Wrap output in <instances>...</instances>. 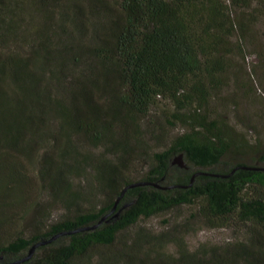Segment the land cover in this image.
Returning <instances> with one entry per match:
<instances>
[{"label": "trees", "instance_id": "1", "mask_svg": "<svg viewBox=\"0 0 264 264\" xmlns=\"http://www.w3.org/2000/svg\"><path fill=\"white\" fill-rule=\"evenodd\" d=\"M258 26L264 37V0H0V262L98 222L129 183L187 185L200 171L193 166L264 167V150L208 109ZM161 99L174 106L168 122L186 129L156 150L138 122ZM252 152L250 162L234 161ZM175 153L189 165L173 164ZM134 157L149 164L138 176H130ZM75 179L91 181L87 194ZM43 195L65 214L50 219ZM183 204L192 219L239 236L190 249L177 227L138 226ZM19 264H264V170L201 174L188 188H130L96 229L59 236Z\"/></svg>", "mask_w": 264, "mask_h": 264}, {"label": "rangeland", "instance_id": "2", "mask_svg": "<svg viewBox=\"0 0 264 264\" xmlns=\"http://www.w3.org/2000/svg\"><path fill=\"white\" fill-rule=\"evenodd\" d=\"M258 26L250 37L251 43L245 47V57L235 58L236 69L233 82H230L225 89L218 93L216 100L208 108L209 112L218 119L224 121L225 127L232 132V136L241 140L248 147L253 149L264 150V57L261 58L257 50L264 46V37L261 36V27ZM205 109V112L208 111ZM174 110V106L166 99H161L157 106H152L147 116L140 119L141 136L151 149L163 150L167 147L170 140L177 134L186 129V125L180 120H167V116ZM200 112H203L200 109ZM187 113V112H186ZM85 150L92 154H98L102 148H95L93 143L84 145ZM156 147V148H155ZM148 148V147H147ZM149 151V148L147 149ZM179 153L170 157L173 164L179 166L178 162H173ZM252 153L240 155L236 161L250 162ZM133 156H136L133 154ZM144 156V155H143ZM145 157V156H144ZM181 161L185 167L189 165L188 160L183 155ZM253 162V161H252ZM148 161L133 158L130 165V176L141 175L148 168ZM220 167V166H219ZM207 171V168L192 167V170ZM75 184L83 188L87 194L91 181L85 179H75ZM86 196V195H85ZM89 197V193L86 198ZM97 205L100 204L101 198H95ZM48 199L43 195L40 198V205L48 207L49 217L52 220L62 217L65 212L56 205L49 206ZM88 199L83 205L88 204ZM126 204V203H125ZM194 211L191 205H181L173 207L163 213H159L148 218H142L138 222L139 227H144L152 232H169L173 228L185 234V240L190 249H195L202 244H223L236 239L239 234L234 227L211 228L191 218ZM197 220V221H196ZM185 226H187L185 228ZM24 235H30V229L24 230ZM174 244H170L168 249L175 251Z\"/></svg>", "mask_w": 264, "mask_h": 264}, {"label": "water", "instance_id": "3", "mask_svg": "<svg viewBox=\"0 0 264 264\" xmlns=\"http://www.w3.org/2000/svg\"><path fill=\"white\" fill-rule=\"evenodd\" d=\"M182 156H183V154L179 153V155L177 156V158L175 160H173V162L174 163L178 162L180 167H185V164L181 161ZM237 169L264 170V167H256V166H249V165H246V164H242V165L240 164V165H237L234 168H232L231 171L228 174L212 173V172L201 171L200 170V171L194 172L191 175L190 181H189V183L187 185L173 184V185H165L164 186V185L158 184L157 182L146 181V180H140V181H135V182L129 183L126 186H124V188L122 189L120 195L115 200L111 210L107 214H105L98 222H96V223H94L92 225L81 227V228H77V229H74V230L61 231V232H59L57 234H54L53 236H51L48 239L39 240V241H37V242H35L34 244L31 245V247L29 248V250H28L26 255H24V256H22L20 258H17L16 260L10 261V262H0V264H19V263H22V262L27 261V260H29L31 258V256L33 255V253H34V251L36 250L37 247H39L40 245L47 244V243L51 242L52 240L56 239L59 236L72 234V233L79 232V231H84V230L96 229L102 223V221H104L106 219V217L116 209L120 198L130 188H133V187H136V186H144V185H152V186H155V187L160 188V189H170V188H173V187L188 188V187H190L193 184V181H194L195 177L198 176V175L203 174V175L227 177L229 175H232ZM120 210L121 209L117 210L114 213L113 216L116 217ZM1 259H2V256H0V260Z\"/></svg>", "mask_w": 264, "mask_h": 264}]
</instances>
